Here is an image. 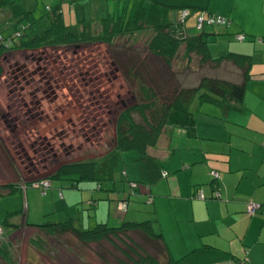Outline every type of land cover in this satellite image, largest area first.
I'll list each match as a JSON object with an SVG mask.
<instances>
[{"label": "rangeland", "instance_id": "1", "mask_svg": "<svg viewBox=\"0 0 264 264\" xmlns=\"http://www.w3.org/2000/svg\"><path fill=\"white\" fill-rule=\"evenodd\" d=\"M9 1L22 13L14 17L10 7L0 9V34L3 36L11 34L20 25L26 27V35L39 33L47 27V8L59 5L63 21L71 30L79 32L83 29L95 37L101 31L102 20H114L117 17L126 20L132 15L138 2H141ZM194 18L190 16L185 22L186 31H193ZM30 23L31 26L27 28ZM203 29L211 30L206 26ZM152 33L147 28L135 30L130 34L114 37L110 44L91 41L77 44L76 47L65 45L53 48L45 46L36 51L5 50L0 57V184L49 177L61 164L96 160L114 146L115 124L119 112L127 110L125 119L130 120L133 125L139 126L147 122L151 124L152 116L160 114L156 110L159 104L170 99L172 87L195 86L202 76L225 77L213 64H200L198 56L189 55L187 62L183 57L182 40L168 67L165 66L159 58L147 51ZM15 35H19V32L16 31ZM2 42L0 41V45ZM232 43L235 42L231 40L230 44ZM233 46L236 47V44ZM209 48L213 50L215 44H209ZM212 53L219 54L218 48ZM131 70L136 79L131 78ZM139 85L152 89L155 100L152 98L151 104H146L149 98L146 101L145 95L138 89ZM161 90L169 91L164 94ZM136 104L147 107L141 114L129 113L126 108ZM128 124L122 120L120 126L125 129ZM183 138L185 134L182 129H172L169 149H178L175 157L180 155V159H185L184 154L195 152L193 147L188 151L183 148L186 145ZM187 141L191 145L192 140ZM160 156L161 159L153 161L158 164L157 171L169 168L172 161L169 159L172 157L171 153L169 158L167 155ZM147 157L135 151L122 152L114 169V180L104 181L101 191L96 190V185L89 181L78 182V188L72 190L66 188L67 181L52 180L50 189H54L57 198L58 189L63 195L65 192L73 195L70 201L75 206L71 207L69 214L83 228H91L95 222L101 223L105 217L107 220L104 222L108 227L118 226L120 222L116 203L125 197L127 206L124 221L149 220L155 230L154 207L150 204L152 199L149 197L155 196L156 193L153 192H158L157 186L161 181L148 187L147 184L151 181L141 183L145 180L137 179ZM128 181H136L137 189H133ZM25 186L28 194L23 198H20L18 191L0 190V219L5 218V210H11L12 214L7 221L18 227L21 219L26 218L28 207V224L57 222L61 213L55 211L56 213L42 217L40 209L43 201L39 190L29 183ZM75 196H82V202H76L78 198ZM90 198L98 204L97 207L95 204L89 207L87 202ZM101 203L103 209L108 206V215H105L103 209L100 210ZM94 214L97 216L94 217ZM167 225L163 221V228ZM1 229V239L8 244V264H119L120 261L130 264L126 256L135 259L127 250V240L114 241V247L105 241L82 244L69 237L52 239L32 230L12 233L10 227L2 226ZM33 236L41 238L39 248L29 245L28 239ZM128 237L139 248L164 264L163 255L142 235L131 233ZM0 264L5 263L0 259Z\"/></svg>", "mask_w": 264, "mask_h": 264}, {"label": "crops", "instance_id": "2", "mask_svg": "<svg viewBox=\"0 0 264 264\" xmlns=\"http://www.w3.org/2000/svg\"><path fill=\"white\" fill-rule=\"evenodd\" d=\"M208 8L212 14L230 21L226 28L204 29L209 34L206 37L209 57L216 59L233 53L241 56L242 63L245 56L248 57L249 65L244 66L246 80L242 77L243 69L231 61L213 64L225 76L216 79L244 83L241 104H201L194 116L195 137L185 135L183 138L186 144L183 148L188 151L193 147L195 152L184 154L185 159H180V155L175 157L178 149H169L173 128L168 129L167 134L160 135L155 146L146 148L145 156L148 157L137 179L145 180L141 183L151 181L148 187L161 181L158 192L149 197L155 214L156 229H152L161 236L171 259L178 260L190 251L208 246L234 258L213 264H264V44L256 40L264 38V0H209ZM237 33L247 40L237 42L234 38ZM231 40L235 43L230 44ZM209 44H215L219 54H213L215 48L211 50ZM198 115L201 117L197 118ZM187 139L192 140L191 145ZM161 154L172 161L169 168L157 171L158 164L153 161L161 159ZM162 171L165 176L161 175ZM212 173H216V177ZM212 178L216 180L213 182ZM28 181L9 183L23 186ZM48 190L41 196L40 214L45 217L59 211L57 222H61L75 206L70 201L73 195L65 192L57 198L54 189ZM18 191L20 198L28 194L26 187ZM198 192L203 199L195 198ZM75 198H78L76 202H82V196ZM249 203L260 205L252 215L245 213ZM100 205L101 210L104 207ZM103 210L108 215V206ZM11 212L5 210L3 215ZM28 212L27 207L26 218H22L21 223H27ZM163 221L168 224L166 228L162 226ZM18 230L31 229L21 227Z\"/></svg>", "mask_w": 264, "mask_h": 264}, {"label": "trees", "instance_id": "3", "mask_svg": "<svg viewBox=\"0 0 264 264\" xmlns=\"http://www.w3.org/2000/svg\"><path fill=\"white\" fill-rule=\"evenodd\" d=\"M140 1L141 2H138L132 15L128 16L126 20L120 19L119 17L114 20H102L100 27L101 31L96 35L98 37H94V35L84 32L83 29L79 32L78 30H71L63 21L59 5L51 9L47 8L49 13L46 15L47 27L39 33H33L31 36L26 35L24 32L26 27L20 25L21 27L14 28L13 32L9 35L3 36L0 34V41H3L2 45H0V57L5 50L25 49L28 51H36L45 46L53 48L55 46L65 45H75L74 47H76L77 44L90 43L91 41L110 44L111 40L116 36L125 35L127 33L130 34L135 30L147 28L151 29L153 32V36L148 42L147 51L152 54V56L154 55L156 58H159L165 66L168 67L170 60L175 56L177 48L180 46L182 40L184 47L183 57L187 62L190 59L189 55L198 56L200 64H218L223 60L231 61L239 68L243 69V80L247 79L244 66L249 65L248 57L245 56L246 59L243 63L240 60L241 56L233 53H226L216 59L209 57L206 42V37L209 34H206L203 26L226 28L230 24V21L227 18L216 16L209 11V0ZM4 7H10L13 11L14 17H16V14L18 15L19 13H22L19 11V8L12 5L9 0H0V9H3ZM190 16L195 17L192 28L193 31H186L184 24ZM209 18H221L224 20V24L207 25L205 22ZM198 19L201 20L200 26H198ZM31 24L32 23H30L27 28H29ZM16 31L19 32V35H15ZM237 35H239V33L235 34L234 38ZM245 40H247V37H245L244 41ZM1 73L2 69L0 67V76ZM129 73L133 75H131V78L133 77V79H136L132 70ZM144 88L145 87L143 86H138V89L145 95L146 101L148 100L147 98H149L146 104H151L152 98L153 101L155 100V95L150 87ZM169 90H161V93H166ZM244 90L245 87L243 82L236 84L223 79L206 76L200 77L195 86L172 87L170 91V99L163 104H159L160 106H158L156 110L159 111L160 114L155 115L154 117L152 116L151 124L147 122L146 124L139 126L137 124L133 125L130 120L125 119L127 110L119 112L115 124L114 146L102 157L86 162L82 161L61 164L49 177L29 179L30 181L28 182H31L29 183L31 187L39 190L41 196L46 194L51 186L52 180L67 181L68 184L66 185V188L72 190L77 189L78 182L89 181L96 185V190L101 191L104 181L112 182L114 180V169L119 162L122 152L135 151L137 154L145 156L146 148L155 146L160 135L167 134L168 129L170 130L171 128L184 130L185 135L188 138L195 137L194 116L201 104L237 106L241 104ZM146 107L147 105L136 104L129 106L126 109H129V113L138 112L141 114ZM122 120L129 123L125 129H122L120 126L122 125ZM215 180V178H212L213 182ZM40 181H48V188L42 190L38 184ZM128 183L135 184L133 189H137L136 182L128 181ZM24 187L26 186L6 183L0 185V190L14 192L18 191V189L21 190ZM58 195L61 197L60 189H58ZM120 202L125 204V210L123 213H118L117 211V204ZM87 203L90 207L95 204V201L88 200ZM257 205L258 208L255 212H257L260 207L259 204ZM126 206L127 198L125 197L118 200L116 203L117 216L120 222L116 227H108L106 222H101L95 223L91 228H83L81 224L75 222V220L71 218L69 213L61 222L46 223L43 225L22 222L17 227L9 224L7 221L8 217L12 214L11 212L6 214L5 218L0 220V228H2V226H7L10 227L11 230L16 231L21 227H27L37 234L42 233L43 236L52 239L56 238L57 240V238L69 237L82 244H97L105 241L111 246L116 247L114 241L117 240L122 242L127 240L129 242V245H126L127 250L135 257V259H132L129 258V256H126V258L130 260V264H161L159 260L143 251L129 240L128 234L131 233L140 234L144 239L152 243L159 253L163 255L162 257L165 259L164 264H213L226 258L234 260V258L228 253L208 246L190 251L180 259L173 260L170 258L167 249L161 242V236L153 232L149 220L142 222L124 221ZM41 242L42 240L38 236H33L28 239L29 245L33 248H39ZM7 251L8 244L3 241L0 236V259L5 264H8L9 261ZM119 264L125 263L120 261Z\"/></svg>", "mask_w": 264, "mask_h": 264}, {"label": "built area", "instance_id": "4", "mask_svg": "<svg viewBox=\"0 0 264 264\" xmlns=\"http://www.w3.org/2000/svg\"><path fill=\"white\" fill-rule=\"evenodd\" d=\"M207 25H212V24H216V25H223L224 24V20L221 19V18H209L206 20L205 22ZM201 24V20L198 19V26H200ZM236 40L239 41V42H242L244 41L245 39V36L244 35H237L236 37ZM257 42L259 43H264V39H258ZM263 78H264V74H263ZM214 177H216V173H212ZM162 176H165V173H162ZM39 186L41 187L42 190H45L46 188H48L49 186V183L48 181H40L39 183ZM135 184L131 183L130 186L131 187H134ZM195 198L196 199H203V196L201 195L200 192L196 193L195 194ZM258 208V205L255 204V203H249L246 205V208H245V213L247 215H252ZM125 210V204L124 203H118L117 204V211L118 213H123ZM0 234H1V228H0Z\"/></svg>", "mask_w": 264, "mask_h": 264}, {"label": "flooded vegetation", "instance_id": "5", "mask_svg": "<svg viewBox=\"0 0 264 264\" xmlns=\"http://www.w3.org/2000/svg\"><path fill=\"white\" fill-rule=\"evenodd\" d=\"M48 142V141H47ZM48 145H49V142H48ZM50 146V145H49Z\"/></svg>", "mask_w": 264, "mask_h": 264}, {"label": "water", "instance_id": "6", "mask_svg": "<svg viewBox=\"0 0 264 264\" xmlns=\"http://www.w3.org/2000/svg\"><path fill=\"white\" fill-rule=\"evenodd\" d=\"M27 183H31V182H27Z\"/></svg>", "mask_w": 264, "mask_h": 264}]
</instances>
